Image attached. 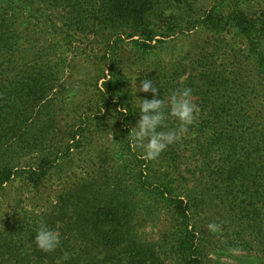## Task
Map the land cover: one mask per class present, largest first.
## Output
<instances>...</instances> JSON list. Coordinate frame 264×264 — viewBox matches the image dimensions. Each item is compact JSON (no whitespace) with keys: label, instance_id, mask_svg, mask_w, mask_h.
Wrapping results in <instances>:
<instances>
[{"label":"trees","instance_id":"1","mask_svg":"<svg viewBox=\"0 0 264 264\" xmlns=\"http://www.w3.org/2000/svg\"><path fill=\"white\" fill-rule=\"evenodd\" d=\"M202 1L0 0V187L12 182L21 166L29 168L28 176L37 187L80 147L76 135L84 137L86 128L94 126L91 121L105 123L112 117L114 96L123 92L121 72L116 75L112 69L91 113L85 114L89 124L67 139L70 144L28 143L27 138L45 137L42 118L54 89L48 77L56 67L49 71L52 61L46 57L56 47L77 44L80 49L82 34L103 48L129 40L147 54L176 34H208L192 59L177 64L159 60L149 71L150 79L161 87L162 98L177 88L193 90V102L201 105L197 123L181 141L149 161L127 139L139 118L127 106L128 128L123 132L134 165L129 172L136 193L126 201L107 200L95 207L87 204L90 209L85 211L75 210L74 222L83 225L80 238L62 237V250L60 246L54 253L38 251L34 264H57L66 253L67 264H209L207 225L213 218L228 222L244 248L262 250L264 18L252 20L251 0H216L211 12L197 10ZM37 30L55 34L56 39L35 51L20 50ZM103 53L110 56L108 49ZM175 126L170 119L168 127ZM8 135L16 139L8 141ZM18 149L39 151L35 165L17 161ZM61 212L42 222L55 227L63 220ZM137 217L160 228L157 239L142 236ZM15 246L16 242H9L10 249L0 256L24 264L22 256L12 251Z\"/></svg>","mask_w":264,"mask_h":264},{"label":"rangeland","instance_id":"2","mask_svg":"<svg viewBox=\"0 0 264 264\" xmlns=\"http://www.w3.org/2000/svg\"><path fill=\"white\" fill-rule=\"evenodd\" d=\"M215 5L216 0H203L197 10L211 12ZM249 9L254 22L264 18V0H251ZM227 29L228 27L225 32L228 35L230 30ZM207 35L206 31L191 32L186 36L176 34L166 38L156 49L144 54L129 40L103 48L92 39V42H88L83 38L84 35L79 34L83 44L80 49L77 44L74 47L64 45L56 47L53 54L46 57L52 61L49 71L52 65L55 64L56 67L52 76L48 77L54 89L47 98L51 101L44 108L46 116L42 118L45 137L27 138L28 143L44 140L46 146L50 147L70 144L71 140L67 139H71L80 126H86V122L89 124V121L84 120L85 114L91 113L92 105L96 104L99 91L104 89L105 82L110 79L112 69H116L115 72L112 71L116 75L121 72L118 80L123 92L114 96L117 104L109 111L112 117L105 123L91 121L93 128H86L87 134H84V137H75L80 147L63 159L58 169L52 170L41 179L37 187H33V182L28 176L29 168L24 169L22 166L17 168L18 173L12 182L0 187V244H7L6 247L0 246V254L8 251L9 242L14 241L16 246L12 251L22 256L24 264H34L35 256L40 250L32 240L39 224L45 221L47 216L62 210L63 220L56 225L59 226L61 243L62 237L76 240L82 235L80 227L83 225L74 222L75 210L85 211L90 209L87 204L95 207L99 203L104 205L107 200L126 201L136 193L129 172L134 165L131 164V157L125 147L123 132V129L128 128L129 113L123 115L117 109L131 105L130 101L132 104L138 103L132 95L134 77L137 74H140L136 82L138 87L144 73L151 71L157 61L177 64L192 59ZM30 37L20 50L26 51L32 47L35 51L56 39L55 34L39 30L31 33ZM105 49H108L110 56L103 53ZM147 77L150 79V73H147ZM136 96L151 99L149 94L137 92ZM197 105L201 112V105ZM6 139L14 141L16 138L8 135ZM17 153V161L33 166L39 157V151L31 149L26 152L24 149H18ZM250 215H253L257 222L260 221L257 214ZM138 217L135 220L142 236L157 239L160 228L149 222H141ZM211 223L218 221L213 218ZM220 224L223 225L220 233L208 231L211 236L207 253L209 264H264V246L262 250L258 246L249 251L233 236L228 222ZM89 233L91 234L90 230L87 234ZM60 246L62 250V245ZM72 251H77L75 245L72 246ZM0 264L13 263L0 256Z\"/></svg>","mask_w":264,"mask_h":264},{"label":"clouds","instance_id":"3","mask_svg":"<svg viewBox=\"0 0 264 264\" xmlns=\"http://www.w3.org/2000/svg\"><path fill=\"white\" fill-rule=\"evenodd\" d=\"M147 73H144V78L139 80L138 87L136 82L140 74L134 77L132 95L138 103L133 105L130 101V104L131 110L138 113L139 118L128 132L127 139L134 148L140 150L144 159L151 161L157 160L169 146L185 137L196 123L200 108L192 100L193 90L191 88H177L171 91L166 98H162L161 87L156 81L149 79ZM137 92L150 94L151 99L137 98ZM117 111L128 115L129 108L120 106ZM170 119L176 121L175 127H168ZM207 229L211 233H220L223 225L209 223ZM32 243L44 253H54L61 245L59 226L49 227L41 222L35 231ZM69 259L70 255L66 253L57 264H67Z\"/></svg>","mask_w":264,"mask_h":264}]
</instances>
